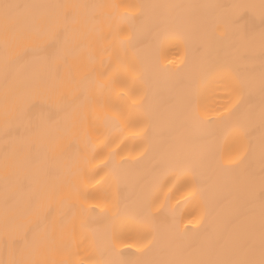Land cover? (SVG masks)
<instances>
[{
    "label": "bare ground",
    "instance_id": "bare-ground-1",
    "mask_svg": "<svg viewBox=\"0 0 264 264\" xmlns=\"http://www.w3.org/2000/svg\"><path fill=\"white\" fill-rule=\"evenodd\" d=\"M262 5L0 0V264L259 261Z\"/></svg>",
    "mask_w": 264,
    "mask_h": 264
},
{
    "label": "snow or ice",
    "instance_id": "snow-or-ice-1",
    "mask_svg": "<svg viewBox=\"0 0 264 264\" xmlns=\"http://www.w3.org/2000/svg\"><path fill=\"white\" fill-rule=\"evenodd\" d=\"M4 12H5V16H7L9 9L12 7L11 5L8 4H4L2 5ZM103 7V6H101ZM112 7H119V6H112ZM235 7L237 8H241V9H246L248 7H251L249 5H236ZM262 9H264V5H262ZM262 18H264V12H262ZM261 39L264 40V31L261 32ZM262 89H264V82H262ZM234 91L238 92L239 89L238 88H234ZM188 104L191 106L192 108V112H191V117L194 120L200 121L201 123H207V124H214L215 121H205L203 120V118L201 117L200 113H199V109H198V104H199V95L198 93H194L188 100ZM222 117L224 116V113L220 114ZM226 118V117H225ZM261 119L262 121H264V110H262L261 113ZM227 131H231L233 133H239V134H243V128L240 127L239 125H234L232 126L230 129L226 128L221 130V134H223L224 132ZM216 133H208V139H209V143H208V150L205 154V156H210L213 152L214 149V144L212 142V137L215 135ZM241 155L238 153L233 162H237L241 159ZM262 181H264V176H262ZM13 264H15V262H13ZM67 264V262H66ZM118 264H125V262H118ZM223 264H264V244H262V252H261V259L259 261L256 260H242V261H227V262H223Z\"/></svg>",
    "mask_w": 264,
    "mask_h": 264
}]
</instances>
